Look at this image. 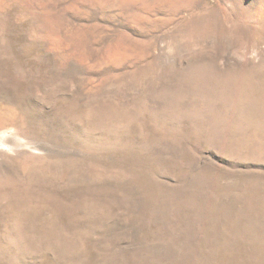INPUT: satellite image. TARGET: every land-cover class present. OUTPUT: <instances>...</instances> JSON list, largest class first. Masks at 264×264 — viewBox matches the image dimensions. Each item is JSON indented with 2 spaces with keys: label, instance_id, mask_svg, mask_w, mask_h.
I'll return each mask as SVG.
<instances>
[{
  "label": "rangeland",
  "instance_id": "rangeland-1",
  "mask_svg": "<svg viewBox=\"0 0 264 264\" xmlns=\"http://www.w3.org/2000/svg\"><path fill=\"white\" fill-rule=\"evenodd\" d=\"M0 264H264V0H0Z\"/></svg>",
  "mask_w": 264,
  "mask_h": 264
}]
</instances>
